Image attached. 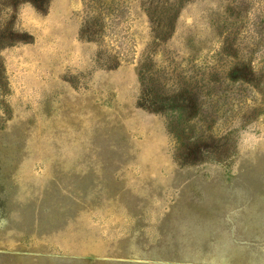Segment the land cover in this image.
I'll use <instances>...</instances> for the list:
<instances>
[{
    "label": "rangeland",
    "instance_id": "374dc122",
    "mask_svg": "<svg viewBox=\"0 0 264 264\" xmlns=\"http://www.w3.org/2000/svg\"><path fill=\"white\" fill-rule=\"evenodd\" d=\"M148 1L124 0L139 50ZM86 3L0 0V264H264V0L178 4L219 106L190 150L86 41Z\"/></svg>",
    "mask_w": 264,
    "mask_h": 264
},
{
    "label": "trees",
    "instance_id": "16d2710c",
    "mask_svg": "<svg viewBox=\"0 0 264 264\" xmlns=\"http://www.w3.org/2000/svg\"><path fill=\"white\" fill-rule=\"evenodd\" d=\"M149 1L144 5L149 35L140 50L129 32L130 11L124 0H87L82 8L81 33L86 41L98 46L107 68L135 66L140 104L165 118L177 144L181 136H186L188 143L184 149L190 150L204 144L203 134L209 131V124L217 123L214 119L219 106L213 100L215 94L207 87L212 77L204 74L205 62L172 43L178 4L189 0ZM4 2L29 3L42 9L48 4V0ZM186 156L190 154L187 152Z\"/></svg>",
    "mask_w": 264,
    "mask_h": 264
}]
</instances>
